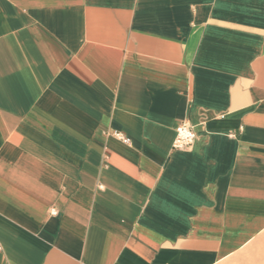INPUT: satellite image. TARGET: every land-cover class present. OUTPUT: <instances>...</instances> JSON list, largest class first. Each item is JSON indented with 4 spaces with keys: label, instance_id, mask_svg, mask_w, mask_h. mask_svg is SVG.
<instances>
[{
    "label": "crops",
    "instance_id": "0c3cea01",
    "mask_svg": "<svg viewBox=\"0 0 264 264\" xmlns=\"http://www.w3.org/2000/svg\"><path fill=\"white\" fill-rule=\"evenodd\" d=\"M0 264H264V0H0Z\"/></svg>",
    "mask_w": 264,
    "mask_h": 264
},
{
    "label": "built area",
    "instance_id": "2783aa9c",
    "mask_svg": "<svg viewBox=\"0 0 264 264\" xmlns=\"http://www.w3.org/2000/svg\"><path fill=\"white\" fill-rule=\"evenodd\" d=\"M176 130H177V135L173 143L174 148H178V149L188 148L194 143L197 137V133L194 129V126L188 120L181 122L177 126ZM116 134L120 135V133H116ZM124 140L129 141L128 138H124Z\"/></svg>",
    "mask_w": 264,
    "mask_h": 264
}]
</instances>
